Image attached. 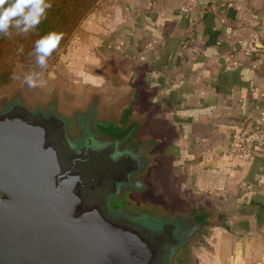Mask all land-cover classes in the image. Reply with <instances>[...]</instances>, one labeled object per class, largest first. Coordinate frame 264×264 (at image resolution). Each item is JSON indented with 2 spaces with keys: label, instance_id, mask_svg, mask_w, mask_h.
<instances>
[{
  "label": "crops",
  "instance_id": "0c3cea01",
  "mask_svg": "<svg viewBox=\"0 0 264 264\" xmlns=\"http://www.w3.org/2000/svg\"><path fill=\"white\" fill-rule=\"evenodd\" d=\"M102 3L75 60L104 72L91 89L107 72L117 89L86 106L98 96L117 131L151 142L145 175L179 222L182 264L264 262V156L226 153L233 128L264 124V0H198L187 16L182 0Z\"/></svg>",
  "mask_w": 264,
  "mask_h": 264
},
{
  "label": "water",
  "instance_id": "95a60500",
  "mask_svg": "<svg viewBox=\"0 0 264 264\" xmlns=\"http://www.w3.org/2000/svg\"><path fill=\"white\" fill-rule=\"evenodd\" d=\"M119 147L74 145L62 119L20 101L0 111V264H169L178 221L148 228L110 206L140 168Z\"/></svg>",
  "mask_w": 264,
  "mask_h": 264
},
{
  "label": "rangeland",
  "instance_id": "374dc122",
  "mask_svg": "<svg viewBox=\"0 0 264 264\" xmlns=\"http://www.w3.org/2000/svg\"><path fill=\"white\" fill-rule=\"evenodd\" d=\"M102 4V0H100L94 6L90 14L100 8ZM81 25L82 23L71 36L66 47L62 49L57 55H55L54 58H50L47 62V66L44 67L40 72L34 71L35 69H32L35 62L33 57L31 58L29 55L30 48L26 47L27 44H30L28 42L29 39L26 38L23 42L20 41L19 31L11 34L9 38L1 45L3 58L5 62L11 67V72L9 82L0 86V111L15 101H20L22 105L30 109H34L36 104H43L51 100L61 102L63 106L69 109L76 108L77 113L75 112L73 117L71 116L69 119L59 117L56 114L53 106L47 108L42 106L43 108H36H41V111L44 114H54L58 118L62 119L65 125L68 126L66 127V130H68L69 137V130L71 127L73 128L76 126L78 130H82L81 138L76 139L72 137L73 139H70V142L72 144L74 143V145H78V143L84 142V140L88 138L92 139V137H94L92 134L88 133V129H91L92 126H89L94 124V122L97 120L95 118L97 117L99 97L92 95L88 109L79 108L80 106L85 105L88 101L90 90L91 92L95 93L101 92L102 94L106 92L108 94L109 91H116L115 89L117 88H114L113 84L118 81L116 75H113L111 72H107L108 75L106 74L107 77L105 78V85H102L98 88L93 87L92 89L89 87V82H95V84L101 83L99 77H102L104 72H83L82 62L76 61L81 59L79 51L83 46V41L80 40L81 38H76L78 37L77 31ZM21 50L22 52L20 53ZM23 53L25 57L24 60L22 59ZM76 55L79 56L77 57L78 59L75 60ZM30 73L42 74L37 78V85L35 87H29L25 81V77ZM118 92L119 91L115 93ZM14 97L16 98L13 100ZM8 100L11 101H9L4 106L3 104ZM99 123H102L101 126L103 125V122L99 121ZM112 126L115 127L114 125ZM113 134H115V131H113L112 135ZM129 138L133 140L134 136H129ZM107 139L108 138L105 137L102 138L104 141H109ZM125 141L126 140H122L120 142V146L123 148H126ZM113 142L118 144L117 140H114ZM131 145V151L138 155L140 164H146L147 159L143 156V150L148 149V147L151 145V142L148 141L147 138H140L137 142L133 141ZM138 175L139 174L137 173L131 174L129 183L124 184L121 188V191L115 197L113 196V198L110 200L113 203L115 201L119 203L121 201L120 199H123L122 205L120 203L118 205L115 202L116 207L121 206V212H124L129 216L130 219L137 220L148 228H154L164 222L166 220L165 218H170V216H174V214L173 212H165L167 210L164 209L165 202L162 199L163 197L161 190H159V188L154 189L155 187L153 188L152 184L149 185L150 181L146 175L143 179L145 184L141 182L139 183V177H137ZM138 191H141V193L143 192L144 195L143 193L141 195H133L127 201L124 198H121L122 195L127 196V194H130L131 192L136 193ZM154 196L155 198L152 200ZM186 228L189 227L187 226ZM176 235H179V238H181L180 233L178 234L177 232Z\"/></svg>",
  "mask_w": 264,
  "mask_h": 264
},
{
  "label": "trees",
  "instance_id": "16d2710c",
  "mask_svg": "<svg viewBox=\"0 0 264 264\" xmlns=\"http://www.w3.org/2000/svg\"><path fill=\"white\" fill-rule=\"evenodd\" d=\"M99 1L100 0H51L52 7L46 10L45 18H43L35 28L28 33L19 31L20 41L23 42L26 38L29 39L28 42L30 44H27L26 47L30 48L29 55L34 59L35 63H31L33 64L32 69H35L34 71L40 72L43 70V68L36 63V56L34 54L35 42L50 31L63 32V39L48 60L54 58L55 55L66 47L76 29ZM16 31L18 30L11 28L9 29L8 35H0V86L9 82L11 72V67L3 58L1 45ZM21 52L22 50L20 53ZM22 55V59L24 60V53Z\"/></svg>",
  "mask_w": 264,
  "mask_h": 264
},
{
  "label": "clouds",
  "instance_id": "9594fccd",
  "mask_svg": "<svg viewBox=\"0 0 264 264\" xmlns=\"http://www.w3.org/2000/svg\"><path fill=\"white\" fill-rule=\"evenodd\" d=\"M51 0H0V35H8L15 28L28 33L45 18L46 10L51 8ZM64 37L63 32L50 31L35 42L36 63L44 68L47 60L57 49ZM41 73H30L25 77L29 87L37 85Z\"/></svg>",
  "mask_w": 264,
  "mask_h": 264
},
{
  "label": "flooded vegetation",
  "instance_id": "af4514ba",
  "mask_svg": "<svg viewBox=\"0 0 264 264\" xmlns=\"http://www.w3.org/2000/svg\"><path fill=\"white\" fill-rule=\"evenodd\" d=\"M15 98L16 97H14L13 100ZM9 101H11V100L6 101L3 105L5 106ZM42 106H44V108L53 106L54 109H55L56 114L59 117H61V118H67V119H69L71 116L73 117V114H75V112L77 113L76 108L69 109V108L63 106L61 102H57V101H54V100L45 102L43 104H41V103L40 104H36L34 106L35 107L34 109H36L38 107L43 108ZM79 108L80 109H85V108L88 109L89 108V105L86 106V104H85V105L80 106ZM105 110H106V108H103L102 106L99 107V108H97V117L95 118L97 120L94 122V124H92V125L89 126V127L92 126V128L91 129H88V133H90V134H92L94 136V137H92L93 140L95 139V140H100L101 141L103 137L108 138L107 140H109V141H114V140L116 141L117 140V141L121 142L122 140H126L125 141L126 142L125 143L126 148H123L121 146L119 148L122 149V150L123 149H125V150L126 149H131L132 148V145L131 144L134 141V140H131V138H129V136H131V133L133 131L132 127H130V125H127L128 130L125 131V132L122 131L123 133L121 132V130L120 131H117L118 129H120V127L117 128V126H120V123L118 125L115 124V120H116L115 118L109 119V118H106V117H102L101 115L103 113H105ZM98 120L101 121V122H103V125L102 126H101L102 123H99ZM112 121H114V122H112ZM112 125H114L115 127H113ZM71 126H74V125H71ZM66 127H68V126L65 125V129H66ZM81 131L82 130H78L76 128V126L73 127V128L71 127L70 130H69L70 137L68 136V130H66V137L69 140L72 137L73 138H76V139L81 138V136H82V132ZM113 131H115V134H113L114 136L112 135ZM88 140L91 141V138H88ZM143 156L147 159V163L146 164H142V165L140 164V166L142 167V170L138 173L139 175L137 176V177H139L138 178V182L139 183H140L141 178L143 176H145V174H147L145 171L147 169V166L149 165V162H148V159H149L148 152L145 151V150H143ZM120 191H121V188H120ZM134 194L135 193H132L131 192L130 194H127V196L124 195L125 197L122 195L121 198H124L127 201ZM120 200L121 201L119 203L122 205V202H123L122 200L123 199H120ZM115 202L119 205V203L117 201H115ZM115 202L114 203L113 202H110V206L113 208L114 211L121 212L120 211L121 206L116 207V205H115L116 203ZM182 261H183V254H178V255H176L174 257V259L170 260V263L169 264H182Z\"/></svg>",
  "mask_w": 264,
  "mask_h": 264
},
{
  "label": "built area",
  "instance_id": "2783aa9c",
  "mask_svg": "<svg viewBox=\"0 0 264 264\" xmlns=\"http://www.w3.org/2000/svg\"><path fill=\"white\" fill-rule=\"evenodd\" d=\"M197 3L198 0H182L181 13L185 16L189 15ZM226 153L233 157H250L257 153L264 156V124L250 129L233 128Z\"/></svg>",
  "mask_w": 264,
  "mask_h": 264
}]
</instances>
